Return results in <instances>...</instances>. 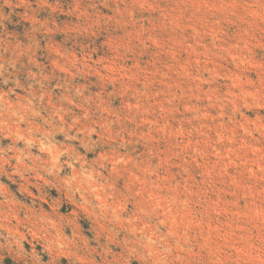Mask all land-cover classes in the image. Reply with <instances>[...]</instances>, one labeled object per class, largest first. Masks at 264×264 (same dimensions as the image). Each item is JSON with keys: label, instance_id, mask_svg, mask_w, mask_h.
<instances>
[{"label": "rangeland", "instance_id": "374dc122", "mask_svg": "<svg viewBox=\"0 0 264 264\" xmlns=\"http://www.w3.org/2000/svg\"><path fill=\"white\" fill-rule=\"evenodd\" d=\"M0 264H264V0H0Z\"/></svg>", "mask_w": 264, "mask_h": 264}]
</instances>
